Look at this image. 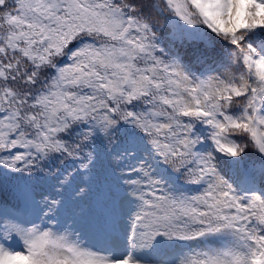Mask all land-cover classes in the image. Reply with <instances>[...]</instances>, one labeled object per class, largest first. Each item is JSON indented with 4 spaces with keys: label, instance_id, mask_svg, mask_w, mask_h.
<instances>
[{
    "label": "snow or ice",
    "instance_id": "6c2138e0",
    "mask_svg": "<svg viewBox=\"0 0 264 264\" xmlns=\"http://www.w3.org/2000/svg\"><path fill=\"white\" fill-rule=\"evenodd\" d=\"M0 205V264H264V0H0Z\"/></svg>",
    "mask_w": 264,
    "mask_h": 264
},
{
    "label": "rangeland",
    "instance_id": "374dc122",
    "mask_svg": "<svg viewBox=\"0 0 264 264\" xmlns=\"http://www.w3.org/2000/svg\"><path fill=\"white\" fill-rule=\"evenodd\" d=\"M76 205H74L72 202L70 204L69 210L68 212H66L65 214H62L60 217V221L59 223H54V220H43L41 221L38 218H34V219H28L27 217L25 218L28 221H35L36 224L40 225L43 228H48V227H54V230H59V231H63L64 227H67L68 224L71 223L70 220L67 219H73L76 218ZM29 227L31 226V224L28 225ZM13 248H16L17 250H19L20 245L19 244H12Z\"/></svg>",
    "mask_w": 264,
    "mask_h": 264
},
{
    "label": "trees",
    "instance_id": "16d2710c",
    "mask_svg": "<svg viewBox=\"0 0 264 264\" xmlns=\"http://www.w3.org/2000/svg\"><path fill=\"white\" fill-rule=\"evenodd\" d=\"M224 159H228V158H224ZM241 164L244 170L248 171L249 173L256 172L257 170L261 168L259 159L257 158L256 154L251 151V149H249V154L243 158V160L241 161ZM223 167H224V170L228 172L230 176H232L229 172L230 167L228 166H223ZM0 207L6 208L9 212L13 211L10 205H0Z\"/></svg>",
    "mask_w": 264,
    "mask_h": 264
}]
</instances>
